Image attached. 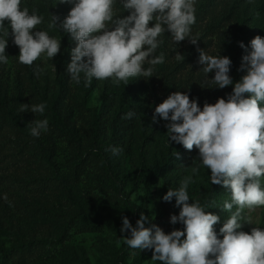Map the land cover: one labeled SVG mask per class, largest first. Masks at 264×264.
Segmentation results:
<instances>
[{"label": "rangeland", "instance_id": "374dc122", "mask_svg": "<svg viewBox=\"0 0 264 264\" xmlns=\"http://www.w3.org/2000/svg\"><path fill=\"white\" fill-rule=\"evenodd\" d=\"M72 6L55 0L51 14L62 22ZM21 7H28L30 14L35 9L44 17L36 30L60 40L61 49L53 59L42 56L29 67L19 62V48L10 35L8 63H0V94L21 125L11 124L0 113V264H160L151 260L152 250L131 249L124 243L130 230L120 231L122 218L135 227L143 213L150 220L146 227L155 224L166 234L183 230V224L170 222L180 211L175 197L171 202L162 197L169 188L178 189L200 161L195 147L180 153L182 145L168 143V122L159 117L153 122L155 107L175 91L197 99L201 108L205 102L226 99L234 83L246 75V69H238L242 57L251 51L250 41L257 35L264 37V0H216L211 5L196 0L190 37L198 39L196 44L189 39L177 44L166 31L160 37L162 51L157 50V55L165 54V62L155 66L152 77L131 78L127 85L93 78L88 88L83 79L80 84L73 82L67 72L71 49L76 46L70 34L64 41L59 28H48L51 14L41 11L39 0H21ZM115 11L128 15L121 0H116ZM198 49L232 60L233 85L220 89L206 81ZM178 52L183 61L176 59ZM37 66L44 69L39 78L33 71ZM214 74L208 73V78ZM41 103L46 105L43 114L30 111L31 105ZM22 104H28L29 111L21 112ZM128 112L135 115L122 119ZM42 119L48 120L47 132L31 136L33 121ZM55 119L77 133L82 158L70 139L57 131ZM92 127L98 149L91 146ZM111 147H121L123 152L113 155ZM210 174L201 166L193 175L189 203L199 201L220 217L214 229L222 239L219 230L231 215L222 207L231 200L230 190L211 185ZM244 215L251 217L252 224L240 230L250 234L253 227L264 229V206L246 209ZM31 241L39 242L31 253L13 252Z\"/></svg>", "mask_w": 264, "mask_h": 264}, {"label": "clouds", "instance_id": "9594fccd", "mask_svg": "<svg viewBox=\"0 0 264 264\" xmlns=\"http://www.w3.org/2000/svg\"><path fill=\"white\" fill-rule=\"evenodd\" d=\"M60 3L73 6L62 22L59 16L51 14L48 28H59L76 42L67 72L76 84L83 79L85 88L91 87L93 78L127 85L131 78L152 77L155 66L165 62V54L157 55V50L163 43L160 37L166 31L177 44L185 39L196 44L198 40L190 38L196 23V0H121L128 15L117 14L116 0H60ZM43 21L44 17L35 9L30 14L28 7L22 8L21 0H0V31L3 32L0 63H8L6 48L10 35L19 48L18 59L23 65L31 67L42 56L53 59L59 54L60 40L50 37L47 31L36 30ZM239 46L245 48L243 42ZM250 48L238 69H246V75L235 83L229 75L232 60L228 56L209 55L198 49V63L203 65L201 70L206 81L220 89L234 83L226 99L205 102L201 108L197 99L175 91L155 107L153 122H158L157 117L168 122L165 125L168 143L175 142L188 151L195 147L200 164L191 168L192 175L186 176L178 189L169 188L162 197L165 202L175 197L180 211L178 216H171L170 222L183 224V230L166 234L155 224L146 227L150 220L143 213L135 227L127 217L122 218L120 231L130 230V237H123L124 243L131 249L152 250V261L264 264V229L253 227L250 234L240 230L244 224H252L251 217L244 215L245 210L264 206L261 186L264 179V37L255 36ZM176 59L183 61L184 56L178 52ZM33 71L39 78L44 69L37 66ZM213 71L214 77L209 79L208 73ZM45 107L43 103L31 105L30 111L43 114ZM20 111H29V105L22 104ZM134 115L128 112L122 119H131ZM47 130V119L34 120L30 135L38 138ZM109 150L117 156L123 152L121 147ZM201 166L210 170L211 185L230 190L231 200L225 201L222 207L231 213L219 230L222 239L214 229L220 217L206 211V206L199 201L189 203L188 187ZM4 199L7 201V195ZM9 206H12L10 202Z\"/></svg>", "mask_w": 264, "mask_h": 264}, {"label": "trees", "instance_id": "16d2710c", "mask_svg": "<svg viewBox=\"0 0 264 264\" xmlns=\"http://www.w3.org/2000/svg\"><path fill=\"white\" fill-rule=\"evenodd\" d=\"M206 2H207V4L211 5L214 2H216V0H206ZM39 4L41 6V11L45 12L46 14H48V13L51 14L55 11V0H39ZM59 35L63 38L64 41H66L68 38L67 33L62 32L60 29H59ZM158 50H159V52L162 51V44L160 45ZM63 61L65 62L66 59H63ZM0 113L4 114L8 118V120L10 121L11 124L21 127V125L19 123H17V121L15 120V118L12 114V111L8 107V104L6 103L4 98H2L1 94H0ZM54 125H55V128L57 129V131H59L61 134L67 136L70 139V141L74 145L75 152H76L77 156L79 158H82L83 153H82V149H81L82 148L81 147V141H80L77 133L72 131L69 127H67L65 124L58 121L57 119H55ZM96 136H97L96 135V128L92 127L90 142H91L92 148H94V149L99 148ZM185 150L186 149H184L183 146H181V149L179 152L183 153ZM47 155L49 157V152H47ZM102 157H103L102 160L105 161V157L103 155H102ZM2 232L3 231L0 227V234H2ZM38 244H39V242H37V241L25 242V243L18 245L14 249L13 252L20 254V256L26 255L28 253H31L32 250L34 248H36V246H38ZM125 248H127V247H125ZM121 262H124V260L121 259Z\"/></svg>", "mask_w": 264, "mask_h": 264}]
</instances>
